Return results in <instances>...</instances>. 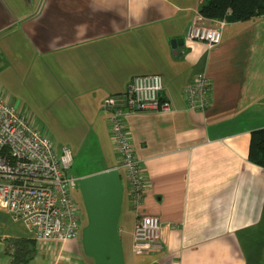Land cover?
I'll return each mask as SVG.
<instances>
[{"label":"crops","instance_id":"1","mask_svg":"<svg viewBox=\"0 0 264 264\" xmlns=\"http://www.w3.org/2000/svg\"><path fill=\"white\" fill-rule=\"evenodd\" d=\"M200 2L0 0V41L7 43L0 50L21 58L29 94L48 112L45 125L35 114L37 124L65 133L64 144L76 148L93 142L101 155L102 143L111 146L101 166H83L79 176L71 172L72 151L67 172L78 178L118 164L104 98L124 92L133 75L162 76L160 96L173 110L127 118L148 180L142 211L159 216V247L131 251L135 217L126 202L117 227L124 264H264V167L248 159L250 132L264 126V13L225 18L220 43L208 49L184 37ZM174 38L183 41L172 47ZM200 71L212 83L211 103L201 111L182 96ZM17 237L32 233L0 205V264H13L7 238ZM33 245L32 257L20 264H94L79 238Z\"/></svg>","mask_w":264,"mask_h":264},{"label":"built area","instance_id":"2","mask_svg":"<svg viewBox=\"0 0 264 264\" xmlns=\"http://www.w3.org/2000/svg\"><path fill=\"white\" fill-rule=\"evenodd\" d=\"M206 20L197 11L184 37L210 49L220 43L226 20L213 19V25ZM127 86L124 92L107 95L102 108L108 112L116 167L124 171L127 202L135 217L131 251L148 254L159 247L160 219L142 211L148 180L135 155L127 118L142 110L172 111L173 106L169 98L160 96L164 87L159 73L133 75ZM211 92L205 71L192 76L182 88L187 107L200 111L210 105ZM72 164V149L56 144L29 111L10 102L0 89V205L12 219L25 222L35 242L79 238L82 209L72 195L78 177L67 172Z\"/></svg>","mask_w":264,"mask_h":264},{"label":"water","instance_id":"3","mask_svg":"<svg viewBox=\"0 0 264 264\" xmlns=\"http://www.w3.org/2000/svg\"><path fill=\"white\" fill-rule=\"evenodd\" d=\"M182 38L171 41L175 47ZM78 187L87 223L82 228V251L94 264H124L118 222L124 184L117 167L99 170L78 178Z\"/></svg>","mask_w":264,"mask_h":264},{"label":"rangeland","instance_id":"4","mask_svg":"<svg viewBox=\"0 0 264 264\" xmlns=\"http://www.w3.org/2000/svg\"><path fill=\"white\" fill-rule=\"evenodd\" d=\"M6 38V36H4V39ZM7 39V38H6ZM12 39V38H11ZM1 42V41H0ZM7 42V41H6ZM14 42H17L14 40ZM13 42V43H14ZM1 44L3 45H7V43H5V41H2ZM22 47V46H21ZM6 48V47H5ZM21 52L17 53L20 54ZM22 57V56H21ZM21 58H17L15 56L11 55V51H6L5 50H0V84L5 88V91L14 98V100L16 102H19L22 104V110L25 111H31L33 112V116H35V114H37L38 116V120L42 121V123H44V119L46 122V117L45 116L47 113H45L43 110V108H41V110H38L39 107V102H36V99H34L32 97V94H29V91L27 89V85H28V79H27V72L22 70H19V67H17V62L18 60ZM22 61H23V57H22ZM34 104H33V103ZM45 114H44V113ZM45 125V123H44ZM46 127V126H45ZM47 128V127H46ZM50 135L55 137V140L58 143H65L67 139V135L63 132H59L54 128H50ZM68 145H70V147L72 148V151L74 152V160H76L73 164V167L71 169V172H73L74 174H76L77 176H79V172L78 170H80V168H82L83 166L86 167V169H94L97 166H101V159H106V157L110 156L112 153L111 150V146H109L106 142L101 144V147L103 149V152L100 155L99 150L97 152H95V147L93 146V142H91V144L89 146H84L82 148H76L74 147V145H71L70 143H68ZM99 160V161H98ZM122 170V169H121ZM122 181L123 184L126 183L125 179H124V171L122 170ZM126 187V186H125ZM124 195H123V201H122V210L120 213V220H119V225H121V223L123 222V215L125 214L126 211V202H127V197H126V193H125V188L123 191ZM72 195H74L75 199L77 200V204L78 206L82 209V212L80 214V229H79V242L81 239V234H82V228L83 226L87 223V219H86V213L84 210V207L82 205V199H81V195L79 192V187L78 185L73 189L72 191Z\"/></svg>","mask_w":264,"mask_h":264},{"label":"trees","instance_id":"5","mask_svg":"<svg viewBox=\"0 0 264 264\" xmlns=\"http://www.w3.org/2000/svg\"><path fill=\"white\" fill-rule=\"evenodd\" d=\"M197 11L207 19L224 17L230 21L245 20L264 13V0H202ZM248 159L264 167V126L250 132ZM7 243L13 247L11 253L13 264L24 263L32 257L33 238H7Z\"/></svg>","mask_w":264,"mask_h":264}]
</instances>
